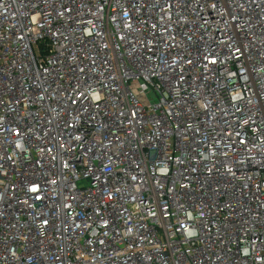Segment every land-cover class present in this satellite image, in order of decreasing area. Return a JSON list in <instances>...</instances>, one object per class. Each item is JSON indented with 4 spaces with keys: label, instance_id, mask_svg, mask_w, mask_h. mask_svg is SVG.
<instances>
[{
    "label": "built area",
    "instance_id": "1",
    "mask_svg": "<svg viewBox=\"0 0 264 264\" xmlns=\"http://www.w3.org/2000/svg\"><path fill=\"white\" fill-rule=\"evenodd\" d=\"M0 264H264V0H0Z\"/></svg>",
    "mask_w": 264,
    "mask_h": 264
},
{
    "label": "rangeland",
    "instance_id": "2",
    "mask_svg": "<svg viewBox=\"0 0 264 264\" xmlns=\"http://www.w3.org/2000/svg\"><path fill=\"white\" fill-rule=\"evenodd\" d=\"M141 102H142L143 104H146V101H145V100H141Z\"/></svg>",
    "mask_w": 264,
    "mask_h": 264
}]
</instances>
